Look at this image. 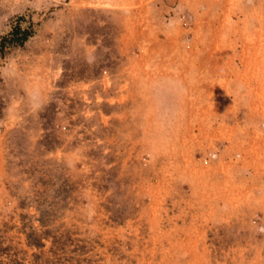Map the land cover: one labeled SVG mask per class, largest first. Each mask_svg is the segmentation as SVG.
<instances>
[{
  "label": "rangeland",
  "instance_id": "1",
  "mask_svg": "<svg viewBox=\"0 0 264 264\" xmlns=\"http://www.w3.org/2000/svg\"><path fill=\"white\" fill-rule=\"evenodd\" d=\"M122 1L0 0V264H264V2Z\"/></svg>",
  "mask_w": 264,
  "mask_h": 264
},
{
  "label": "crops",
  "instance_id": "2",
  "mask_svg": "<svg viewBox=\"0 0 264 264\" xmlns=\"http://www.w3.org/2000/svg\"><path fill=\"white\" fill-rule=\"evenodd\" d=\"M126 1V0H125ZM141 2L145 1V0H140ZM173 1H180V2H183V3H188V6L190 3H194V4H191V7L197 11L199 5L201 2H212V3H217L216 7H218V9L216 10H212L213 13H208L209 17H213V18H220L222 19V21L226 20L227 23H222L223 26L225 27H230V26H233L232 24H228L230 21L229 19L234 16H238L239 14V10H244L245 8H249L250 7V4L253 3V2H264V0H173ZM122 6H117L114 4V6L116 7H133V5L135 4V0H130V1H127L125 4H124V1H122ZM231 3L234 5V7H232ZM234 3H237V4H240L239 6L238 5H235ZM118 4V3H116ZM119 5V4H118ZM195 5V6H194ZM207 16V15H206ZM241 16V15H239ZM243 17H246L247 14H242ZM221 21V22H222ZM228 24V25H227ZM246 45H244L243 48H241L243 51L246 49L245 47ZM258 154V153H257Z\"/></svg>",
  "mask_w": 264,
  "mask_h": 264
},
{
  "label": "trees",
  "instance_id": "3",
  "mask_svg": "<svg viewBox=\"0 0 264 264\" xmlns=\"http://www.w3.org/2000/svg\"><path fill=\"white\" fill-rule=\"evenodd\" d=\"M14 33V32H13ZM4 41H2V43H3Z\"/></svg>",
  "mask_w": 264,
  "mask_h": 264
}]
</instances>
